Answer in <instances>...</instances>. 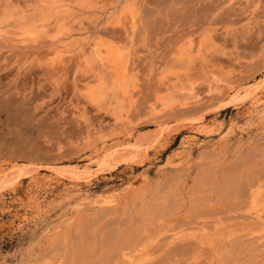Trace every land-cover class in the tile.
<instances>
[{"label":"rangeland","instance_id":"1","mask_svg":"<svg viewBox=\"0 0 264 264\" xmlns=\"http://www.w3.org/2000/svg\"><path fill=\"white\" fill-rule=\"evenodd\" d=\"M0 264H264V0H0Z\"/></svg>","mask_w":264,"mask_h":264},{"label":"bare ground","instance_id":"2","mask_svg":"<svg viewBox=\"0 0 264 264\" xmlns=\"http://www.w3.org/2000/svg\"><path fill=\"white\" fill-rule=\"evenodd\" d=\"M35 9V8H34ZM37 9V8H36ZM62 17V16H61ZM48 23H50V21L48 22ZM48 23H47V25H48ZM46 25V24H45ZM46 25V26H47ZM26 38L28 39V37L26 36ZM31 39V38H30ZM62 39H64V37H63V35H62ZM216 39V38H215ZM40 40V39H39ZM56 41H57V39H56ZM82 41V40H81ZM84 41V40H83ZM86 42V41H85ZM201 44V43H200ZM56 45V44H55ZM81 45V44H80ZM200 46V45H199ZM59 47H61V46H59ZM64 47V46H63ZM81 47H82V45H81ZM85 50H86V48H85ZM62 51H66V49H62V50H59L58 52H62ZM93 52V51H92ZM91 52V53H92ZM120 52V51H119ZM94 53L96 54L95 56H96V60L98 61V63L99 64H103V59H104V57H102V55H101V52L99 51V50H95L94 51ZM122 54V53H121ZM107 57L108 58H110V59H118V57H119V53H114V51L112 50V49H108V55H107ZM64 59V58H63ZM11 62V61H10ZM98 64V65H99ZM114 64V63H113ZM98 65H97V67L96 68H98ZM96 66V65H95ZM113 68V67H112ZM129 69V68H128ZM66 71V70H65ZM103 84V83H102ZM59 85V84H58ZM249 89V88H248ZM237 91H236V95L235 96H238V95H240L241 93H240V90H238V89H236ZM247 92V91H246ZM226 94H228V93H226ZM233 94V93H232ZM94 97V96H93ZM242 97V96H241ZM91 99H92V97H90ZM241 99V98H240ZM92 100H94V99H92ZM95 133V132H94ZM111 145V144H110ZM103 146H104V144H103ZM102 146V147H103ZM105 147V146H104ZM117 150V148H112V147H110V149H108V148H104L103 150H101L100 151V153L98 154V157H100V163L101 162H103V161H105V160H110V157H112V156H110V153L112 152V151H114V150ZM119 149V148H118ZM121 149V148H120ZM119 149V150H120ZM118 150V151H119ZM115 153H111V155L113 154V155H115L116 154V151H114ZM177 152V151H176ZM116 157V156H115ZM90 162V161H89ZM88 162V163H89ZM98 162V161H97ZM88 168H89V170H87L86 168H84L81 172H85L86 174H89V173H91L92 171L90 170L91 168L88 166ZM71 169V168H70ZM80 171V170H79ZM82 174H84V173H82ZM74 177V176H73ZM89 177V176H88ZM77 179V178H76ZM80 180V179H79ZM119 193V192H118ZM117 195V194H116ZM71 197V196H70ZM109 197H111V196H109ZM115 197V196H114ZM98 198V197H97ZM94 200V199H93ZM97 201V200H96ZM106 202V201H105ZM200 204V203H199ZM38 205V204H37ZM157 211V210H156ZM162 211V210H161ZM155 213H157V212H155ZM121 253V252H120ZM121 256V255H120ZM141 256V255H140ZM132 258H133V256H132ZM135 258V257H134ZM132 260V259H131ZM121 261V260H120ZM135 260H133L132 261V263L134 262Z\"/></svg>","mask_w":264,"mask_h":264}]
</instances>
